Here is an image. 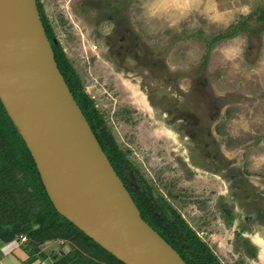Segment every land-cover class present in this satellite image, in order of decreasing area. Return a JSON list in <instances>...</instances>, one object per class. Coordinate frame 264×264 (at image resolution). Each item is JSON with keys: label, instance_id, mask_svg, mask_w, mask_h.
<instances>
[{"label": "rangeland", "instance_id": "obj_1", "mask_svg": "<svg viewBox=\"0 0 264 264\" xmlns=\"http://www.w3.org/2000/svg\"><path fill=\"white\" fill-rule=\"evenodd\" d=\"M40 2L56 41H60L120 148L137 167L142 165L143 175L154 183L163 161L175 164L174 172L167 176V188L179 192L180 208L188 209L189 222L221 258L225 259L226 253L235 258L228 252L233 246L235 253L237 249L239 255L247 256L241 240L234 242V230L220 219L218 205L225 199L230 203L232 195L264 199V0H255L244 14L211 13L213 7L204 8L203 0ZM217 2L218 10H224L220 9L223 0ZM219 35L224 37L217 40ZM153 81L161 82L171 101L187 91L196 99L216 104L204 110L206 116L217 115L218 109L214 108L219 106L215 138L222 144L227 171H223L222 164L221 175L200 170L195 179L191 177L184 160L189 149L183 151L180 137L168 131L172 127L164 119V110H152L144 102L143 95L148 92L147 86L152 88ZM183 111L188 112L187 107ZM200 115L199 110L188 112L189 118ZM162 145L167 147L165 158L154 159ZM17 172L24 178L23 171ZM235 172L243 176L236 180ZM239 180L243 186L235 188L233 183ZM28 181L29 190L34 191ZM194 188L210 192L208 206L201 207L202 211L197 206L202 203L197 194H188ZM219 191L224 200L219 198ZM12 216V210L5 207L0 221ZM25 218L22 216V220ZM23 223L34 226L35 220ZM257 229L254 239L260 245L252 243L256 249L249 251L261 253L264 229ZM58 240L41 243L40 248L50 255L60 253L59 244L53 243Z\"/></svg>", "mask_w": 264, "mask_h": 264}, {"label": "water", "instance_id": "obj_2", "mask_svg": "<svg viewBox=\"0 0 264 264\" xmlns=\"http://www.w3.org/2000/svg\"><path fill=\"white\" fill-rule=\"evenodd\" d=\"M0 100L62 216L125 264H188L143 219L103 150L58 67L37 0H0Z\"/></svg>", "mask_w": 264, "mask_h": 264}, {"label": "flooded vegetation", "instance_id": "obj_3", "mask_svg": "<svg viewBox=\"0 0 264 264\" xmlns=\"http://www.w3.org/2000/svg\"><path fill=\"white\" fill-rule=\"evenodd\" d=\"M155 65L157 64L155 63ZM155 68L156 67H154L153 69ZM163 71L165 70L161 69V72ZM148 72H151V69ZM81 83L83 85L82 80ZM152 84V88L146 85L148 88V92L144 95L142 94L144 102L146 106H149V108H151L152 110L153 108L164 110V119H166L168 121V125L172 127V129H168V131H170L175 136V138L176 135L180 137L179 143L183 151L189 149L188 157H186L184 160L187 168L191 172V177L195 179V177L198 176L197 172H199L200 170L205 171L209 174H211L213 171L215 175H221L220 173L222 172V164L224 165L223 171H227L224 160L225 155L223 153V150L221 149L222 144L215 138L216 131L214 128V123L216 122L217 116H219L221 113V109L219 108V106L217 105V107L214 108L218 109L217 115H211L209 113L207 114L208 116H206L204 114V110H208L211 108V105L216 104L203 102L201 99H196L194 95L188 94L187 91H182L179 94V99H177V101H171V95L167 91H165V89L161 85V82L153 81ZM83 90L91 98L93 105L98 112V120L92 118L93 125L90 126L96 137L98 138L101 146V139H106L108 141V138H111L113 146L117 149V151L121 152L122 159L119 161H114L116 165L113 164V162L111 163L114 165L117 174L120 176L125 187L132 196L140 211L141 216L145 221H147L157 232L164 228H166V230L168 229L171 232V234L169 235L171 237L174 236L178 240L177 243L180 242L183 247L190 245V243L186 241L185 235H192L197 237L201 243H204V245H206V247L211 252L210 254L217 260V263L219 264H247V261L248 264H264V259H261L264 258L263 249L261 250V253H257V251H249V248H255L254 246L260 245V243H258L257 240L254 239V236L255 233L260 230L257 229V227L264 229V199L255 198L253 196L247 198L248 195L236 198L235 195H232L229 198L230 203H226V199L224 197L221 198V196H224L222 195L223 193L219 191V198H221L222 200L225 199L224 201H219L218 209L220 219L222 218V222L224 225L227 224L229 228L234 230L232 237L234 239V242L237 240H241V247L246 248V251L248 252L247 256L239 255L237 249L235 253V246H233L232 249L228 252H232V255L236 257L233 258L231 254L226 253V257L229 256L230 260H227L226 257L225 259L223 257L221 258L220 255H218V253L211 247V245L207 241H205L202 234H200L187 219V216H189V211L187 208H180L179 192H174L173 190L169 191L167 188V176L169 172H174L172 168L175 167V164L172 165L171 163L163 161V159L165 158L164 151L167 147L162 145V147L157 152L158 155L154 157V159L163 161V163H161V166L159 167L158 177H155L154 183L152 179L147 178V175L145 173L143 175L142 172L144 171L142 170V165H140V167H137L135 163L131 159H129L126 152H124L120 148L118 143L115 141L113 134L107 128L102 112L99 110L93 97L87 92L84 85ZM186 107L188 112L190 113H192L193 110L194 112L195 110L197 112L199 110L201 114L200 117L189 118L188 112L183 111V109H185ZM173 131L176 135L173 133ZM211 149L213 150L212 152L210 151ZM144 162L146 163L145 160ZM145 163L144 166H146ZM242 176L243 175L237 174L236 172L233 173V177L236 180H238ZM223 179V181L225 182L224 176ZM239 182L240 183L238 184L233 183L235 188L243 186L241 184V180H239ZM157 186L160 187L158 188ZM208 187L211 188V183H208ZM163 188L165 190L163 193L157 192L163 191ZM200 188H203V186H201ZM155 189L157 191H155ZM191 193L197 194L198 199L200 200V202H202L198 203L197 205L200 211H202L201 207L208 206L209 202L207 199L210 197L209 191H196V189L194 188V191L188 194ZM190 198H194V196H191ZM237 201H239L240 203H233ZM200 204H202V206ZM169 222H171V226H169ZM181 222L184 224V226H181L179 228L173 227L172 225L176 223L179 226ZM252 243L254 244V246L252 245ZM174 248L176 249V247Z\"/></svg>", "mask_w": 264, "mask_h": 264}, {"label": "trees", "instance_id": "obj_4", "mask_svg": "<svg viewBox=\"0 0 264 264\" xmlns=\"http://www.w3.org/2000/svg\"><path fill=\"white\" fill-rule=\"evenodd\" d=\"M37 1L46 33L52 43L58 67L90 125H93L92 118L98 120V112L91 98L83 90L80 77L66 56L60 41H55V33L45 9L40 0ZM226 36L229 37L228 33H226ZM223 37L219 35L217 40ZM14 141H17L18 145ZM101 142L105 153L111 162L116 165L114 161L122 159L121 152L117 151L113 146L111 138H108V141L101 139ZM18 169L24 172L25 179L21 176L19 177ZM27 177L34 191L29 190ZM10 205L13 206L8 207ZM0 207V213L6 207L11 209L13 214L12 218L8 219V221H0L1 238L5 242H10L20 235H26L28 240L25 243L24 249L30 255L29 263L37 259L45 260L52 257V264H125L55 209L41 180L36 163L13 121L7 114L1 100ZM36 207L38 209L34 211ZM22 216L27 218L22 220ZM31 218L35 220L34 226L23 223L24 220L28 219L29 221ZM168 224L171 226V222ZM10 225L14 227L9 229ZM36 225L38 226L36 227ZM172 225L176 228L184 226L182 222L179 226L176 223ZM159 232L171 245L176 247L187 263L219 264L210 254L211 252L206 245L201 243L197 237L185 235L186 241L190 243L186 248L180 242L177 243L178 240L174 236L171 237L169 235L171 232L168 229L164 228ZM58 239L68 242L69 249L67 252L60 251L59 253L54 251L50 255L41 250V243Z\"/></svg>", "mask_w": 264, "mask_h": 264}, {"label": "crops", "instance_id": "obj_5", "mask_svg": "<svg viewBox=\"0 0 264 264\" xmlns=\"http://www.w3.org/2000/svg\"><path fill=\"white\" fill-rule=\"evenodd\" d=\"M192 1V0H189ZM194 1V0H193ZM204 1V8L206 6V9L211 10L212 7L214 9L211 10V13H233V14H244L251 10V4L254 5L255 0H223V6L220 7V9L224 10H218L219 6L217 7L216 4H219L217 0H203ZM224 11V12H223ZM57 243L53 242L54 244H59L58 248H61V251L67 252L69 249V244L66 241L58 240ZM26 242H21L19 239V236L10 241L5 242L3 238L0 236V264H52L53 259L51 257L42 260L37 259L32 263H29V257L30 255L28 252L24 249ZM44 252H47L45 249H41Z\"/></svg>", "mask_w": 264, "mask_h": 264}, {"label": "built area", "instance_id": "obj_6", "mask_svg": "<svg viewBox=\"0 0 264 264\" xmlns=\"http://www.w3.org/2000/svg\"><path fill=\"white\" fill-rule=\"evenodd\" d=\"M19 239H20V241L23 242V243L26 242V241L28 240V238H27L26 235H20V236H19Z\"/></svg>", "mask_w": 264, "mask_h": 264}]
</instances>
